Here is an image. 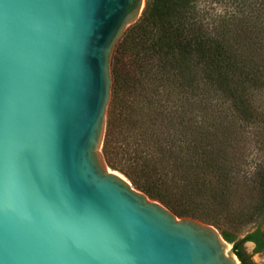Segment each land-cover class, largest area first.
I'll list each match as a JSON object with an SVG mask.
<instances>
[{"label":"water","instance_id":"95a60500","mask_svg":"<svg viewBox=\"0 0 264 264\" xmlns=\"http://www.w3.org/2000/svg\"><path fill=\"white\" fill-rule=\"evenodd\" d=\"M144 6L0 0V264H241L106 162L113 51Z\"/></svg>","mask_w":264,"mask_h":264},{"label":"trees","instance_id":"16d2710c","mask_svg":"<svg viewBox=\"0 0 264 264\" xmlns=\"http://www.w3.org/2000/svg\"><path fill=\"white\" fill-rule=\"evenodd\" d=\"M200 1L202 0H145L139 18L126 28L118 40L111 61V103L121 100L119 103L127 104L132 110H140L137 103L139 94L145 95L142 101L147 95L157 98L161 94L167 101H174L179 95L186 97L185 110L175 113L176 117L179 116L178 123L173 124L174 118L171 113L164 111L165 105H161L162 108L156 113L154 120L160 117L167 120L168 129L171 131L164 140L170 141L169 146L158 147L155 155H151L153 159H157L161 158V153L163 157L170 158L168 162L172 158L177 159L175 176L182 177L184 181L170 179L167 165L156 163V159L152 162V157L149 158L146 153L133 155L126 146L117 150L116 155H119L118 159H130L127 164L134 165L139 172L137 175L130 172L132 166H121L117 160H113L115 157L110 154L112 146L109 148L106 144L104 154L108 166L123 173L135 188L143 190L150 198H157L165 203L177 216L209 220L219 228L223 225L220 229L223 239L233 242V250L241 264H251L242 250V243L253 242L254 252L264 250L263 173L257 180L260 197L247 213H232L223 196L218 195L199 198V204L213 210L202 213L193 209L197 203L184 207L170 200L161 191V187L166 191L173 185L180 186V194H201L202 187L199 185L204 183L205 176L210 172L217 176L216 184H212L213 189H226L230 164L225 162L226 144L220 139V134L226 136L235 127L234 122H254L251 96L254 91L264 88V40L256 53L252 46L245 45L242 36L250 33L255 26L264 33V19L261 18L264 16V0H247L251 4L247 6V14L234 15L233 19L231 15L228 19L219 18L213 22L209 20L205 8L200 6ZM144 60L153 64L143 65ZM125 61H129L127 64L130 71L126 76L123 71L122 76L120 70H123ZM121 77L123 78L120 79ZM124 83L127 86V98L121 96ZM208 95L219 96L218 98L222 97L224 100L221 104L225 110L215 103L208 106L213 116H216L215 125L219 132L218 143L214 148L210 146L204 130H189L188 125L180 118V115L193 112L195 106L201 105ZM225 103L226 106H223ZM224 114H231L235 119L229 118L228 121L227 116H222ZM127 120L125 127L131 130ZM170 124L174 125L173 128H170ZM220 213L243 225L255 222L256 226L241 240L236 241V233L224 228ZM217 215L220 218H215Z\"/></svg>","mask_w":264,"mask_h":264},{"label":"rangeland","instance_id":"374dc122","mask_svg":"<svg viewBox=\"0 0 264 264\" xmlns=\"http://www.w3.org/2000/svg\"><path fill=\"white\" fill-rule=\"evenodd\" d=\"M244 1H246V3H244ZM200 6H202V8H205L209 20L213 22V20L216 21L219 18L228 19L231 15L233 16V19L234 15L247 14L249 12V8L247 6H251V4H249V1L247 0H202L200 1ZM261 18L264 19V16H261ZM242 36L245 45H248L249 47L252 46V48L257 53V51L261 47V42H263L264 40V33H261L259 27H253L250 33ZM127 63H129V61H125V63L122 65V67L124 66L123 70H120V72H122V76L124 75V72L126 76L130 71L129 65ZM142 64L150 66L153 63L144 60L142 61ZM122 78L123 77H121L120 79ZM123 85H125V87L123 88V91H121V96L122 98H127V86L125 83ZM144 97V94H139L137 97V103L141 107L140 110H132L129 106H127V104L124 105L123 103H119L121 101L120 100L118 101V106L112 111L111 115L109 128V130L111 131H109L107 145L109 146V148L110 146H112V153L110 154L114 155L115 158L113 160H117V163L121 166L125 164V167L128 168L132 166V163L127 164V162H130L128 161L130 159H127L125 157H123V159H118L120 157L119 155H116L117 150H121L126 146L131 150V153L133 155L142 152L148 154L149 158H151V155H155V153L159 149L158 147L161 148L164 145L169 146L168 141L170 140H166L167 142L164 140V138L168 137V134L171 131L168 129V122L166 119L162 120V117L154 120L155 115L162 108L161 105L163 107L165 105L164 111L167 114H172V117L174 118L173 124H175L177 120H179V116L176 117L177 115H175V113L182 110L184 111L185 102L187 101L184 95H179V97L177 98L175 97L174 101H167L161 94H159L157 98H153L147 95V98L142 101V98ZM218 97L219 96L213 97V95H208L207 98L202 100L201 105L195 106L196 108H194L193 112H188V114L184 116L180 115V118L184 120V123L186 125H188L189 130L192 129L194 132L204 130L208 137V141L210 142V146H213V148L217 145L216 143H218L219 132L217 126L215 125L216 116H213V112L208 109V106L211 107L215 103L218 104V106L220 105V108L223 109L221 103L224 100H222V97ZM130 98L133 99V96H130ZM251 99L252 100L250 104L253 107L252 116L254 122L249 124H246L243 121L234 122L235 127L231 128L227 132L226 136L220 134V139L226 144V147L224 149V155L226 157L225 162H228L230 164V166L228 165L229 172H227L228 180L226 181V189H213V185H215L217 182V176L214 173L210 172L205 176L204 183H202V185H199L202 187V190L200 191L201 194H180L178 192L180 186L173 187V185H170V190L166 191L163 190L164 187H161V191L164 195H166L173 202H176L184 207L192 206L197 203L196 207H194L193 209L202 213L213 210H209L207 209V207L199 204V198L216 195L223 196L224 200L228 203L229 209L232 213H247L252 210L254 204L260 197H258L259 190L257 180L262 173L264 174V88L254 91ZM223 106H226V103L223 104ZM229 115L224 114L222 116H227L226 119L228 121L229 118L233 120L235 119L233 115ZM126 119H128L127 122H129L132 128L131 130H127V128L125 127ZM169 123H171V121ZM173 124L169 125L170 128H173ZM212 152L213 150L210 151L211 157L213 155ZM159 157L161 158L153 159L152 157L151 161L154 162L156 159V163L167 165V174L170 179H179L180 182H183L184 180L182 177L176 178L175 176L174 168L176 167V165H178V160L172 158L171 161L168 162L170 158H167L165 156L163 157L161 153L159 154ZM181 161L183 162V160ZM109 168L112 169L110 166ZM112 170L121 173L117 169ZM129 170L134 175H137L139 173L137 172V169L134 168V165ZM121 174L124 175L123 173ZM168 179L169 178H166V180ZM169 183L171 184V182ZM138 190L144 192L141 189ZM150 199L161 202L171 210L169 206H167L159 199ZM220 214L221 219H223L224 221V228H227L228 230L236 233V241L241 240L248 231L252 230L256 226L255 222L243 225V223H239V221L236 222V220L225 218L223 213ZM215 218L220 217L219 215H217ZM194 219L201 221L202 223L212 225L218 230L219 233L220 229L223 228V225L219 228L209 220H201L200 218ZM262 228H264V225L262 226ZM225 242L227 243L229 248L233 249V242H228L226 240ZM254 246L255 244L253 242L245 241L244 243H242V250L249 257L251 264H264V250L260 252H254Z\"/></svg>","mask_w":264,"mask_h":264}]
</instances>
